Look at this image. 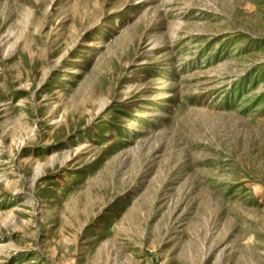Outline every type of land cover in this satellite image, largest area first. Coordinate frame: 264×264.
<instances>
[{
    "label": "rangeland",
    "instance_id": "rangeland-1",
    "mask_svg": "<svg viewBox=\"0 0 264 264\" xmlns=\"http://www.w3.org/2000/svg\"><path fill=\"white\" fill-rule=\"evenodd\" d=\"M0 264H264V0H0Z\"/></svg>",
    "mask_w": 264,
    "mask_h": 264
}]
</instances>
